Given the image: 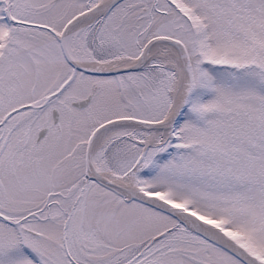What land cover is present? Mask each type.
Masks as SVG:
<instances>
[{
  "label": "snow or ice",
  "instance_id": "1",
  "mask_svg": "<svg viewBox=\"0 0 264 264\" xmlns=\"http://www.w3.org/2000/svg\"><path fill=\"white\" fill-rule=\"evenodd\" d=\"M0 264H264V0H0Z\"/></svg>",
  "mask_w": 264,
  "mask_h": 264
}]
</instances>
